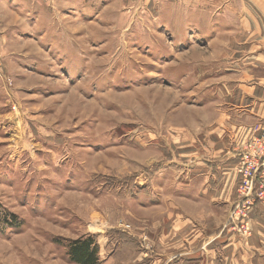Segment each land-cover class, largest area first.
I'll return each instance as SVG.
<instances>
[{"label": "rangeland", "instance_id": "rangeland-1", "mask_svg": "<svg viewBox=\"0 0 264 264\" xmlns=\"http://www.w3.org/2000/svg\"><path fill=\"white\" fill-rule=\"evenodd\" d=\"M228 121H264V0H0V264H264Z\"/></svg>", "mask_w": 264, "mask_h": 264}, {"label": "built area", "instance_id": "built-area-1", "mask_svg": "<svg viewBox=\"0 0 264 264\" xmlns=\"http://www.w3.org/2000/svg\"><path fill=\"white\" fill-rule=\"evenodd\" d=\"M243 145L237 153V197L246 208L254 202H261L264 206V121Z\"/></svg>", "mask_w": 264, "mask_h": 264}, {"label": "crops", "instance_id": "crops-1", "mask_svg": "<svg viewBox=\"0 0 264 264\" xmlns=\"http://www.w3.org/2000/svg\"><path fill=\"white\" fill-rule=\"evenodd\" d=\"M254 88L256 89V86H254ZM251 109H253V108H251ZM261 113H257L256 112L255 115H259ZM235 128H237V129H236L234 134H238V136H234L233 141H234L235 144H232L231 148H230V153L232 155H233V152H234L235 149L237 150L238 148H240L247 141V138L249 137V131L251 129L250 125L249 126H247V125L235 126L234 124L229 122L228 123V130H227L228 134H229V131L234 130ZM229 141H230V139L228 140V142ZM225 155L227 157H230V158H225V162L220 165L221 167H218L219 163L216 165L218 170L221 171L219 173V177H218L219 181H224L227 178L226 174L228 176H230L231 174L232 175L235 174V177L237 178V175H236V172H235V168H236L235 163L237 161V157H232V156H230L229 153H227ZM235 156H236V154H235ZM234 166H235V168H234ZM227 171L229 173H227ZM233 183H234V181H233ZM236 183L238 184V178H237V182ZM237 184H236V186H237ZM234 186L235 185L232 184V187H234ZM236 196H237V193L235 192V197ZM255 211L257 213H255ZM249 214H250L251 222L254 223V227H252L253 237L255 235H263L264 236V224L262 223V222H264V206L257 202L255 205L249 207ZM261 239L264 240V237H262ZM236 255H239V252H237ZM250 255L253 257L254 252H251Z\"/></svg>", "mask_w": 264, "mask_h": 264}, {"label": "trees", "instance_id": "trees-1", "mask_svg": "<svg viewBox=\"0 0 264 264\" xmlns=\"http://www.w3.org/2000/svg\"><path fill=\"white\" fill-rule=\"evenodd\" d=\"M92 239L75 240L70 244V260L77 264H98L96 247H92Z\"/></svg>", "mask_w": 264, "mask_h": 264}]
</instances>
